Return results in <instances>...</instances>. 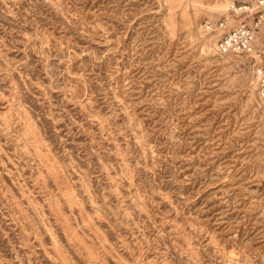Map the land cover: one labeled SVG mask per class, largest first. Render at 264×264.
<instances>
[{"label":"rangeland","instance_id":"374dc122","mask_svg":"<svg viewBox=\"0 0 264 264\" xmlns=\"http://www.w3.org/2000/svg\"><path fill=\"white\" fill-rule=\"evenodd\" d=\"M256 1L0 0V264H264Z\"/></svg>","mask_w":264,"mask_h":264},{"label":"built area","instance_id":"2783aa9c","mask_svg":"<svg viewBox=\"0 0 264 264\" xmlns=\"http://www.w3.org/2000/svg\"><path fill=\"white\" fill-rule=\"evenodd\" d=\"M264 7V0L255 3L232 2L229 11L231 17L244 15L245 18L232 22L231 19L212 20L202 22L203 32L217 33L216 51L219 55H251L255 48L256 33L262 23L263 14H259ZM252 16V21L246 18ZM253 78L256 81L259 98L264 103V65L254 63Z\"/></svg>","mask_w":264,"mask_h":264},{"label":"bare ground","instance_id":"6f19581e","mask_svg":"<svg viewBox=\"0 0 264 264\" xmlns=\"http://www.w3.org/2000/svg\"><path fill=\"white\" fill-rule=\"evenodd\" d=\"M195 1H197V0H195ZM217 6H221V7H223V8H226L227 7V3L225 2H221V3H219V4H217ZM222 56H228V55H222Z\"/></svg>","mask_w":264,"mask_h":264}]
</instances>
